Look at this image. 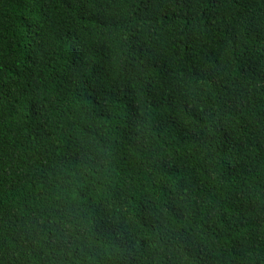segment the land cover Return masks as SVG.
I'll use <instances>...</instances> for the list:
<instances>
[{
    "label": "trees",
    "instance_id": "obj_1",
    "mask_svg": "<svg viewBox=\"0 0 264 264\" xmlns=\"http://www.w3.org/2000/svg\"><path fill=\"white\" fill-rule=\"evenodd\" d=\"M0 264H264V0H0Z\"/></svg>",
    "mask_w": 264,
    "mask_h": 264
}]
</instances>
